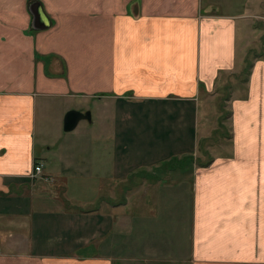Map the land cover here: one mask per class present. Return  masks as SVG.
Masks as SVG:
<instances>
[{
	"label": "crops",
	"instance_id": "obj_1",
	"mask_svg": "<svg viewBox=\"0 0 264 264\" xmlns=\"http://www.w3.org/2000/svg\"><path fill=\"white\" fill-rule=\"evenodd\" d=\"M252 17L264 0H0V264H264V58L188 164Z\"/></svg>",
	"mask_w": 264,
	"mask_h": 264
},
{
	"label": "rangeland",
	"instance_id": "obj_2",
	"mask_svg": "<svg viewBox=\"0 0 264 264\" xmlns=\"http://www.w3.org/2000/svg\"><path fill=\"white\" fill-rule=\"evenodd\" d=\"M255 18H250V21L255 22ZM253 27H259L260 32L251 41L252 43L247 49L242 50L238 56V68L237 72L230 76H226L221 81V87L216 91V94L208 99L206 104L205 118H208V127L205 132L201 133L202 141L198 144V148L195 153L190 156L188 164L192 161L195 167L207 164L211 161V158L218 156V150L221 143H225L224 132L227 127V103L228 97H241L244 95V79L240 76L243 61L245 59H252L257 56L264 58V23L257 21ZM240 73V74H239ZM224 87V88H223ZM227 88V89H225ZM205 97V96H204ZM206 98V97H205ZM227 100V101H226ZM201 113L198 116V121L201 120ZM207 153L206 155L204 153ZM209 153V154H208ZM1 248V247H0ZM2 251V250H1ZM175 264H181L175 262Z\"/></svg>",
	"mask_w": 264,
	"mask_h": 264
},
{
	"label": "water",
	"instance_id": "obj_3",
	"mask_svg": "<svg viewBox=\"0 0 264 264\" xmlns=\"http://www.w3.org/2000/svg\"><path fill=\"white\" fill-rule=\"evenodd\" d=\"M35 19H39V14H35ZM89 119L88 114H83L77 111H69L65 114L63 119V128L64 131H71L73 130L79 121Z\"/></svg>",
	"mask_w": 264,
	"mask_h": 264
},
{
	"label": "trees",
	"instance_id": "obj_4",
	"mask_svg": "<svg viewBox=\"0 0 264 264\" xmlns=\"http://www.w3.org/2000/svg\"><path fill=\"white\" fill-rule=\"evenodd\" d=\"M250 68H251V62L248 61L247 59H245L244 60V65H243V68H242V71H241V74H240L241 77L245 78L244 82L246 81V78L248 76Z\"/></svg>",
	"mask_w": 264,
	"mask_h": 264
},
{
	"label": "built area",
	"instance_id": "obj_5",
	"mask_svg": "<svg viewBox=\"0 0 264 264\" xmlns=\"http://www.w3.org/2000/svg\"><path fill=\"white\" fill-rule=\"evenodd\" d=\"M41 168H42L41 165H36V166L34 167V169H33V172L29 175V177H30L31 179H35V178L39 177L40 174H41ZM1 253H2V251H1V248H0V254H1Z\"/></svg>",
	"mask_w": 264,
	"mask_h": 264
}]
</instances>
